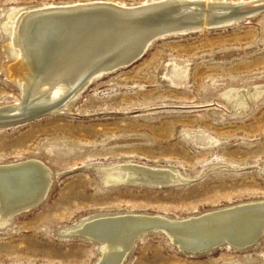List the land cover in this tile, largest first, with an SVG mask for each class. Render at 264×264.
Instances as JSON below:
<instances>
[{
	"label": "rangeland",
	"instance_id": "1",
	"mask_svg": "<svg viewBox=\"0 0 264 264\" xmlns=\"http://www.w3.org/2000/svg\"><path fill=\"white\" fill-rule=\"evenodd\" d=\"M90 1L98 0H0V116L35 107L21 82L24 66L22 79L11 75L18 47L4 29L9 13ZM230 1L243 0H210ZM194 30L157 37L133 63L94 75L49 111L0 125V166L39 162V188L17 205L0 200V264H95L98 244L75 232L104 216L187 220L264 202V9ZM39 96L46 104L47 94ZM124 166L169 168L181 179L162 186L105 181ZM47 186L38 205L3 219ZM178 247L165 233L149 232L120 264H264V234L245 248L192 254Z\"/></svg>",
	"mask_w": 264,
	"mask_h": 264
},
{
	"label": "bare ground",
	"instance_id": "2",
	"mask_svg": "<svg viewBox=\"0 0 264 264\" xmlns=\"http://www.w3.org/2000/svg\"><path fill=\"white\" fill-rule=\"evenodd\" d=\"M246 1H230L226 4L213 2L212 4L210 0H152L137 5H127L115 0H98L13 10L8 15L9 25L5 23L4 26V29L11 28L10 44L18 47L12 49L17 63L10 65V71L15 78L22 77L23 68L27 71V76L21 82H23L24 89L30 96L28 100L32 101L35 107L27 110L14 108L11 109L13 114L8 116L47 108L65 96H70L81 90L92 80L94 75L99 76L110 72L105 71L107 66L122 60V58L140 54V52L144 54L153 41L152 36L159 32L174 31L172 34H184L188 32L187 30L233 22L239 16L248 13V11L237 12L233 6H238ZM211 10H214V13ZM228 13L231 14L224 15ZM56 23L59 26L53 28ZM52 30H54L52 33H48ZM93 39V43H86ZM99 52L102 54L99 55ZM21 60L23 65L20 63ZM20 66L24 67L20 68ZM39 94L41 96L47 94L46 104L39 105L43 104L44 101L42 97H38ZM69 96L62 100L63 103ZM26 103L28 102L26 101ZM17 109L19 114L16 113ZM8 116L5 113L0 118ZM35 162L39 164L38 161ZM36 163L31 164V166L30 164H28L29 166L20 165L21 162L20 164L13 163L15 165L0 166V200L5 205L20 204L26 195L39 188L36 170L39 165ZM121 165L123 166V164ZM119 171L120 173L107 172L105 181L116 183L120 181L149 182L155 181L156 176H158L161 177L158 179L166 180L171 184L181 179L178 172L169 168L126 166L123 169L119 168ZM257 205H261L257 210H249L243 215L240 214L242 212L240 209ZM211 213L221 214V216H215L203 225L201 231L204 232L202 236L204 239L188 241V244H198L201 241L208 242L215 238L220 240L219 237H234L232 239L236 238L235 240L245 242L264 232V202L245 203L212 210L201 214L202 216L198 215L188 219H200L206 215H211ZM117 216L120 215L117 214ZM126 216L142 217L133 214ZM104 217L94 219L93 222L85 225L86 230L83 232L88 233L89 230L98 226V221ZM145 217L156 218L158 221L163 218L175 220L160 216ZM9 218L10 215L3 219L6 221ZM238 219L245 226L236 230L229 227L231 224L225 223L226 221L236 223L234 221H239ZM227 226L228 228H226ZM135 227L138 226L135 225ZM123 230L128 235L129 231ZM126 236L125 233H121L120 238L118 236L116 241L112 243L104 240L96 242L101 251V257L95 264H120L132 240V235Z\"/></svg>",
	"mask_w": 264,
	"mask_h": 264
},
{
	"label": "water",
	"instance_id": "3",
	"mask_svg": "<svg viewBox=\"0 0 264 264\" xmlns=\"http://www.w3.org/2000/svg\"><path fill=\"white\" fill-rule=\"evenodd\" d=\"M233 7L236 8L235 11H237V12L248 11V13H246L244 16H239L238 18L233 20L232 23H235V22L242 21L243 19H245L246 17H248L249 15H251L252 13H254L256 11L264 9V0H248L243 4H240L238 6H233ZM225 24L226 23H222L220 25H225ZM56 26H59V24L56 23L53 28H56ZM197 29L198 28H196L195 30H197ZM54 30H56V29H54ZM54 30H52L48 33H52ZM187 31L190 32V30H187ZM173 32L174 31L159 32V33L155 34L154 36H152V38H153L152 40H154L157 37L172 34ZM95 38L97 39V36ZM93 42H94V39L91 41H87L86 43L91 44ZM98 54L101 55L102 52H99ZM142 54H143V52H140V54H135L134 56H131V57L122 58V60L107 66L108 68H106L105 71H110V70L116 69L118 67L130 65L135 60H137V58L140 57ZM50 109H51L50 107H48V108L45 107L42 109L35 110L33 112L26 113L25 115H15V116L3 117V118H0V125H6V124H10V123H17V122L25 121V120L31 119L33 117L39 116V115L49 111ZM158 178H161V177L156 176L155 181L139 182V183H142V184H145L148 186L169 185L170 182L163 180V179H158ZM129 182H133V181H129ZM48 187L49 186L46 187L44 194H42V196L38 200L31 202L30 204L20 206V207L16 208L14 211H11V213H9L8 215H10V217H12L13 215H15L21 211H24L26 209H31V208L35 207L36 205H38L43 200V198L45 197V194L47 192ZM260 206L261 205H257L254 207L242 208V209H240V210H242V212L240 214L243 215V214H245V212H247L249 210H257L258 208H260ZM215 216H221V214H212L211 213V215H206L205 217L200 218V219L192 218V219H187V220H166L165 218L161 217L163 219H161L159 221L156 218H150V217H145V216H142V217L126 216L125 214H122V216L116 215V216H112V217H104L101 221H98V226L89 230L88 233L79 232L78 230L75 233L77 236H80L82 238H86L92 242H94V241L99 242V241L104 240V241H108L109 243H112V242L116 241L115 239L118 236L120 238L121 233H125V236H126L127 232L123 229H127V231H129V232H128V235L126 237H128L129 235H132L131 244L129 245L128 250H127V252H128L130 249H132V247L136 243V240H138L139 237H141V236H143L149 232L161 231L167 235V237L169 238V241L173 245H176L177 247L179 245V247H181L187 253H192V254L208 252V251H211L215 248H218L219 245H221V246L229 245V246L234 247V248L239 247V246L246 247L248 245H253L264 234V232H262L258 237L251 239V240H247L245 242L235 240L236 238L232 239L234 237H232V238L219 237V238H221L220 240L218 238H215V239L210 240L208 242H204L205 244H192V245L188 244V241H193L195 239H204L202 237L204 232L201 231L203 228V225L206 223V221H208L210 219L212 220ZM237 216H240V215H237ZM197 218H199V217H197ZM234 222H236V223H233L230 221H226L225 223L231 224L229 227H232L235 230L239 229L241 226H245V224L242 223L241 220H239V221L236 220ZM137 224L138 225L142 224V225H140L137 228V230L133 231L135 228V225H137ZM226 228H228V226ZM238 236H239V234H238Z\"/></svg>",
	"mask_w": 264,
	"mask_h": 264
}]
</instances>
